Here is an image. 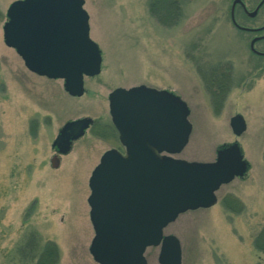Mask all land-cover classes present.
Instances as JSON below:
<instances>
[{
	"label": "rangeland",
	"instance_id": "rangeland-1",
	"mask_svg": "<svg viewBox=\"0 0 264 264\" xmlns=\"http://www.w3.org/2000/svg\"><path fill=\"white\" fill-rule=\"evenodd\" d=\"M12 1L0 0V264H35L47 243L53 264H99L89 252L87 179L104 150L123 149L108 93L141 84L175 93L190 110L188 142L174 157L213 161L219 144L238 141L249 163L243 176L216 190L213 205L186 210L164 227L179 240L181 264H264L257 246L264 247V237L257 243L264 232V60L250 53L251 34L231 22L232 0H180L181 16L171 26L150 14L149 0H84L102 60L98 74L84 77L81 96L68 95L59 78L28 70L4 43ZM242 1L251 10L257 0ZM235 17L259 25L264 7L248 18L237 6ZM213 67L231 69L218 103L204 78ZM237 113L246 123L238 136L229 124ZM85 116L99 131L88 128L60 153L52 142L61 126ZM158 251L146 249L147 264H159Z\"/></svg>",
	"mask_w": 264,
	"mask_h": 264
},
{
	"label": "water",
	"instance_id": "water-1",
	"mask_svg": "<svg viewBox=\"0 0 264 264\" xmlns=\"http://www.w3.org/2000/svg\"><path fill=\"white\" fill-rule=\"evenodd\" d=\"M263 1L249 11L241 0H232L231 20L236 24V3L254 16ZM83 4L84 0H13L2 25L4 43L15 49L25 67L62 79L71 96H81L83 77L98 74L101 66ZM256 39L249 42L252 50ZM108 109L124 152L105 150L88 178L86 201L94 231L89 252L99 264H147L146 248L159 246V264H181L179 240L163 234V228L186 210L213 205L216 190L243 176L249 163L237 141L219 145L213 161L173 157L186 145L191 124L186 103L165 89L143 84L116 87L108 94ZM91 122L88 116L67 121L52 146L66 153ZM229 124L236 136L246 128L238 113Z\"/></svg>",
	"mask_w": 264,
	"mask_h": 264
},
{
	"label": "trees",
	"instance_id": "trees-1",
	"mask_svg": "<svg viewBox=\"0 0 264 264\" xmlns=\"http://www.w3.org/2000/svg\"><path fill=\"white\" fill-rule=\"evenodd\" d=\"M148 8L150 14L157 19L159 23L165 26H171L178 22L181 16V3L180 0H149ZM213 73H211L212 75ZM205 78V77H204ZM207 87L211 95L216 99V102L220 101L221 96L224 95L228 86L227 83H223L221 78L215 75L210 80ZM264 237V232L260 233L258 240ZM259 244V243H258ZM258 248L264 249L262 245H257ZM55 259V250L50 243L45 244L35 264H53Z\"/></svg>",
	"mask_w": 264,
	"mask_h": 264
},
{
	"label": "flooded vegetation",
	"instance_id": "flooded-vegetation-1",
	"mask_svg": "<svg viewBox=\"0 0 264 264\" xmlns=\"http://www.w3.org/2000/svg\"><path fill=\"white\" fill-rule=\"evenodd\" d=\"M242 1V0H241ZM261 0H257L255 2V5L254 7L249 10V11H252L255 9V7L257 6V4L260 2ZM243 2V1H242ZM245 8L248 10L246 4L243 2ZM238 6V8L240 9V12H241V15L245 16V17H248V18H253L255 17L256 15L259 14L260 10L264 7V1L260 4V6L258 7L257 11H256V14L254 16H249L246 12V10L242 7V5L240 3H236L235 6H234V11H233V14H234V21L235 23L240 26L238 27L236 24H234V22L231 20V22L233 23V25L235 26V28L239 31H243V32H246V33H250L251 34V38H254V37H257L258 39H256L253 43V49L252 50L249 46V51L250 53L255 56V58H260V59H263L264 60V48H255V44L257 42H261V41H264V37H261L264 35V28L262 29H259L260 27H262L264 25V22L259 24V25H240L237 23V20H236V17H235V13H236V7ZM248 28V29H243V28ZM249 40V42H250ZM224 68V69H223ZM222 69L220 68H212L209 72L205 73V78L207 80H210V78H213L215 75H217L218 77L221 78L222 82L223 83H227L228 84V81L230 80V76H231V69L228 67H223ZM211 73H213L211 75ZM205 82L207 84H209L208 81L205 80ZM97 122L93 119L91 125H90V128L91 130L95 129L97 131H99L100 129V126H97L95 125ZM111 127L113 128V130L117 133V131L115 130V128L113 127V125L111 124ZM102 129V128H101ZM107 132V130H105ZM103 133V132H102ZM104 134V133H103ZM117 137H118V134H117ZM119 141V140H118ZM121 145V144H120ZM121 147L123 148V146L121 145ZM111 148H114V147H111ZM118 149V148H116ZM118 150H123V149H118Z\"/></svg>",
	"mask_w": 264,
	"mask_h": 264
}]
</instances>
